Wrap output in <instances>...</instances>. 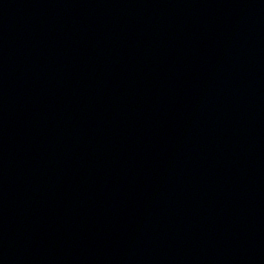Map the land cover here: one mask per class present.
<instances>
[{"label": "water", "instance_id": "obj_1", "mask_svg": "<svg viewBox=\"0 0 264 264\" xmlns=\"http://www.w3.org/2000/svg\"><path fill=\"white\" fill-rule=\"evenodd\" d=\"M0 264H264V0H0Z\"/></svg>", "mask_w": 264, "mask_h": 264}]
</instances>
